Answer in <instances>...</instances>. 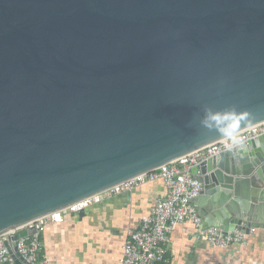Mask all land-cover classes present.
Returning <instances> with one entry per match:
<instances>
[{
  "label": "water",
  "instance_id": "water-1",
  "mask_svg": "<svg viewBox=\"0 0 264 264\" xmlns=\"http://www.w3.org/2000/svg\"><path fill=\"white\" fill-rule=\"evenodd\" d=\"M264 120V0H0V236ZM190 168L202 228H264V133ZM84 209L76 212L82 213Z\"/></svg>",
  "mask_w": 264,
  "mask_h": 264
},
{
  "label": "crops",
  "instance_id": "crops-1",
  "mask_svg": "<svg viewBox=\"0 0 264 264\" xmlns=\"http://www.w3.org/2000/svg\"><path fill=\"white\" fill-rule=\"evenodd\" d=\"M165 194L158 179L112 195L80 214L69 212L62 222L45 225L42 252L51 264H118L129 230L138 228L140 218ZM196 230L188 220L171 229L166 242L168 264H264V228L250 230L245 244L224 248L196 239Z\"/></svg>",
  "mask_w": 264,
  "mask_h": 264
},
{
  "label": "built area",
  "instance_id": "built-area-1",
  "mask_svg": "<svg viewBox=\"0 0 264 264\" xmlns=\"http://www.w3.org/2000/svg\"><path fill=\"white\" fill-rule=\"evenodd\" d=\"M262 133H264V120L241 130L245 142ZM224 144V138L214 141L157 169L27 223L23 229H33V232L30 235L18 237L15 244L17 254L23 264H51L42 252L41 244V235L47 223L62 222L64 215L69 212H78L112 195L121 194L135 185L158 179L163 181L166 194L158 198L150 211L140 218L138 228L129 230L122 245L118 264H168L166 248L168 233L177 223L186 220L196 226V239L206 241L212 246L224 248L230 244H245L248 234L238 229L223 231L215 226L200 227L201 217L191 203L192 199L199 194L201 185L190 173V168L207 157L225 150ZM9 236V233L0 236V264H15L12 254L5 245Z\"/></svg>",
  "mask_w": 264,
  "mask_h": 264
},
{
  "label": "clouds",
  "instance_id": "clouds-1",
  "mask_svg": "<svg viewBox=\"0 0 264 264\" xmlns=\"http://www.w3.org/2000/svg\"><path fill=\"white\" fill-rule=\"evenodd\" d=\"M250 122V113L237 111L232 107L225 111L213 112L205 109V116L200 121L203 128L218 130L224 137L225 148L233 153V156L246 151L245 137L241 135L242 124Z\"/></svg>",
  "mask_w": 264,
  "mask_h": 264
}]
</instances>
